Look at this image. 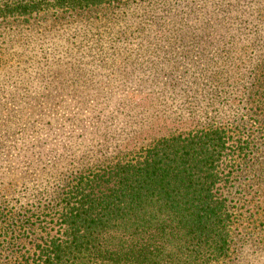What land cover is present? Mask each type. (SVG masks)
<instances>
[{
    "label": "trees",
    "instance_id": "obj_1",
    "mask_svg": "<svg viewBox=\"0 0 264 264\" xmlns=\"http://www.w3.org/2000/svg\"><path fill=\"white\" fill-rule=\"evenodd\" d=\"M122 1L0 0V18L87 10ZM129 1L136 3L134 12L142 10L138 16L158 14L179 25L162 33L181 43H175V55L168 53L156 70L173 77L165 87L169 80L180 85L183 93L170 86L166 96L178 100L175 104L185 111L163 132L153 126L159 116L146 109L135 112L132 106L120 111L102 131L104 140L97 147L83 143L86 152L81 157L70 153L68 167L83 165L82 169L51 177L54 187L45 185L26 195L20 208L2 210L1 202L0 225H6L0 229V264H211L230 255L238 218L229 200L236 185L231 178L262 149L250 133L231 135V125L241 128L238 117L220 110L210 113L202 102L215 98L214 91L226 84L223 91L228 94L234 87L232 93L257 120L264 112V54L240 63L233 58L219 71L212 57L201 65L192 53L195 46H207V31L193 28L195 19L187 27L176 16L205 17L210 12L199 4L202 0ZM248 79H253L251 85ZM63 97L61 101L71 106L72 95ZM61 110L48 123L58 128L65 142L77 145L83 135L78 127H86H56L63 123L59 119L66 109ZM81 119L85 118L76 116L75 123Z\"/></svg>",
    "mask_w": 264,
    "mask_h": 264
},
{
    "label": "rangeland",
    "instance_id": "obj_2",
    "mask_svg": "<svg viewBox=\"0 0 264 264\" xmlns=\"http://www.w3.org/2000/svg\"><path fill=\"white\" fill-rule=\"evenodd\" d=\"M236 1L240 5L235 0H202L199 4L210 12L205 17L176 16L187 27L195 19L193 28L207 31V46H195L192 53L201 65L212 57L219 71L233 58L240 63L264 54V0ZM134 7L136 3L123 0L87 10H50L0 18L2 210L5 206L20 208L26 195L37 193L45 185L54 187V177L82 169L83 165L68 167L70 153L75 152L71 157H81L86 152L83 143L97 147L104 140L102 131L118 112L132 106L135 112L146 109L159 116L153 126L163 132L170 120L185 111L175 104L178 100L166 96L170 86L183 93L180 85L169 80L165 87V81L173 77L165 70H156L168 53L175 55V43H181L179 38L177 42L162 33L179 25L158 14L138 16L142 10L134 12ZM252 82L248 79L246 84ZM225 88L226 84L216 89V97L208 96L202 105H207L210 113L220 110L228 117H238L241 128L235 130L231 125V135L252 134L262 153H254L255 158L242 164L231 178L236 185L229 200L238 215L231 251L228 257L211 264H264V112L260 110L255 120L247 104L232 93L234 87L233 91L226 89L228 94ZM64 95H72L71 106L61 101ZM59 109H66L57 118L63 120L56 124L59 129L63 124L76 127L84 123L85 129L78 127L83 135L77 145L65 142L58 136V128L48 123ZM76 116L85 119L75 123ZM5 225L2 223L0 229Z\"/></svg>",
    "mask_w": 264,
    "mask_h": 264
}]
</instances>
